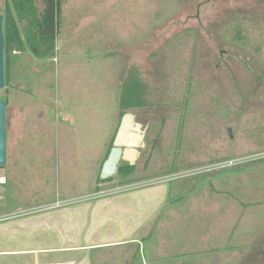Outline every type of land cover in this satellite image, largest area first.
I'll use <instances>...</instances> for the list:
<instances>
[{
    "label": "rangeland",
    "instance_id": "1",
    "mask_svg": "<svg viewBox=\"0 0 264 264\" xmlns=\"http://www.w3.org/2000/svg\"><path fill=\"white\" fill-rule=\"evenodd\" d=\"M59 21L53 55L5 58L0 221L40 223L3 244L75 247L57 253L69 264H264V0H64ZM130 79L146 147L99 181Z\"/></svg>",
    "mask_w": 264,
    "mask_h": 264
},
{
    "label": "trees",
    "instance_id": "2",
    "mask_svg": "<svg viewBox=\"0 0 264 264\" xmlns=\"http://www.w3.org/2000/svg\"><path fill=\"white\" fill-rule=\"evenodd\" d=\"M11 1L16 14L15 17L21 20H27L29 23V31L26 34V43H24L19 35L14 16L11 13L3 14L5 16L6 58L12 47H15L16 50H22L24 44L28 45L37 58L44 59L53 55L56 50L59 20L64 0H39L42 3L41 11L36 7L35 0ZM143 104L144 97L142 89L140 88V83L130 79L124 87L123 95L120 97V109L127 113L132 109L140 108ZM125 113H123V115ZM134 169V166H130L128 163L124 162L121 164L118 174L129 176ZM99 181L102 180L99 179Z\"/></svg>",
    "mask_w": 264,
    "mask_h": 264
},
{
    "label": "water",
    "instance_id": "3",
    "mask_svg": "<svg viewBox=\"0 0 264 264\" xmlns=\"http://www.w3.org/2000/svg\"><path fill=\"white\" fill-rule=\"evenodd\" d=\"M5 58V16L0 14V91L6 86ZM8 114L7 103L0 101V169L7 164ZM146 131L147 127L136 120L134 113L127 112L122 116L112 148L102 167V181L117 175L122 162L130 166L136 165L141 156V149L146 147Z\"/></svg>",
    "mask_w": 264,
    "mask_h": 264
},
{
    "label": "crops",
    "instance_id": "4",
    "mask_svg": "<svg viewBox=\"0 0 264 264\" xmlns=\"http://www.w3.org/2000/svg\"><path fill=\"white\" fill-rule=\"evenodd\" d=\"M6 190L3 189V194L0 196V202L2 198L5 197ZM31 223L37 224L40 223L36 220L25 221L21 219H10L0 221V264H69L71 258L62 256H57L58 251H69L75 247H64L62 249L53 248V247H24V248H15L11 246H5L4 241H9L14 237L22 236L25 238L27 233V228ZM43 227V225H42ZM24 235V236H23ZM7 245V244H6ZM67 253V252H64ZM61 254V253H60ZM53 255H56L55 257ZM11 257H15L12 260ZM8 258V260H3ZM160 259H167L168 257H156ZM183 262H179L182 264ZM156 264V263H154ZM160 264V261H159ZM163 264V263H161Z\"/></svg>",
    "mask_w": 264,
    "mask_h": 264
},
{
    "label": "built area",
    "instance_id": "5",
    "mask_svg": "<svg viewBox=\"0 0 264 264\" xmlns=\"http://www.w3.org/2000/svg\"><path fill=\"white\" fill-rule=\"evenodd\" d=\"M236 164L237 163L235 160L222 161L220 163H216L215 165H213L212 169H214V170L227 169V168L236 166ZM7 183H8L7 177L5 175H3L2 173H0V196H2L3 189H4L3 187L6 186ZM142 185H149V184H146V183L136 184V185L131 186L130 188L122 187L121 191L128 190V189H135V188L141 187ZM58 205L59 204H57L56 206H58ZM52 207H55V206H52ZM47 208H51V206H49Z\"/></svg>",
    "mask_w": 264,
    "mask_h": 264
},
{
    "label": "flooded vegetation",
    "instance_id": "6",
    "mask_svg": "<svg viewBox=\"0 0 264 264\" xmlns=\"http://www.w3.org/2000/svg\"><path fill=\"white\" fill-rule=\"evenodd\" d=\"M136 120L138 121V119H137V116H136ZM121 121V120H120ZM8 130V129H7ZM146 135H147V131H146ZM145 141H146V138H145ZM122 163H124V162H122ZM121 163V164H122ZM121 164H120V166H121ZM120 168V167H119Z\"/></svg>",
    "mask_w": 264,
    "mask_h": 264
}]
</instances>
